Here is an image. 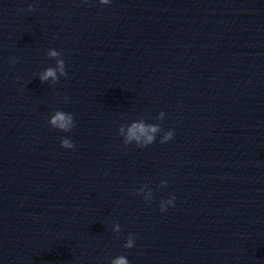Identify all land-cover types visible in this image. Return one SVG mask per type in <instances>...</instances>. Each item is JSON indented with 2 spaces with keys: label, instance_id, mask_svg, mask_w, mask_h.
I'll return each instance as SVG.
<instances>
[{
  "label": "water",
  "instance_id": "95a60500",
  "mask_svg": "<svg viewBox=\"0 0 264 264\" xmlns=\"http://www.w3.org/2000/svg\"><path fill=\"white\" fill-rule=\"evenodd\" d=\"M141 119L173 138L125 146ZM120 255L264 264V0H0V264Z\"/></svg>",
  "mask_w": 264,
  "mask_h": 264
},
{
  "label": "clouds",
  "instance_id": "9594fccd",
  "mask_svg": "<svg viewBox=\"0 0 264 264\" xmlns=\"http://www.w3.org/2000/svg\"><path fill=\"white\" fill-rule=\"evenodd\" d=\"M101 5H109L111 0H99ZM29 12L35 11V5L29 4L28 9ZM47 57L50 59H55L56 66L55 67H47L45 70L39 73V80L43 82L51 81L52 84H56L59 82V78L62 76H67V72L65 70V61L62 58V54L56 49H48L46 53ZM15 63V61H12ZM67 99V97H65ZM165 118V113L160 112L156 117L157 120L162 121ZM49 125L57 129L61 132H70L75 127L74 116L71 113L57 110L55 111L48 120ZM119 134L123 137L124 145L127 146L129 144H135L138 147H147L153 144L156 140V136L158 133H161L163 129L160 127V124H149L146 123L143 119L134 121L127 125L119 126ZM174 136V132L172 130L163 131V136L160 140V143H166L171 140ZM61 147L65 149H73L75 148L74 142L69 140L68 138L61 139ZM166 181H161L160 187L166 186ZM142 194L143 198L146 202H150L153 199V193L147 185H142L139 189V193ZM175 196H172L168 200H161L160 202V211L164 212L167 210V206L174 205ZM112 230L114 232L120 231V225L114 224ZM135 240L134 237L129 235L123 245V247L131 249L134 247ZM110 264H130L127 257L120 255L113 258Z\"/></svg>",
  "mask_w": 264,
  "mask_h": 264
}]
</instances>
